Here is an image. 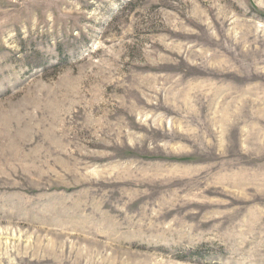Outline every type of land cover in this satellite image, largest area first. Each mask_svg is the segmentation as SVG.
<instances>
[{
	"label": "rangeland",
	"instance_id": "374dc122",
	"mask_svg": "<svg viewBox=\"0 0 264 264\" xmlns=\"http://www.w3.org/2000/svg\"><path fill=\"white\" fill-rule=\"evenodd\" d=\"M0 264H264V0H0Z\"/></svg>",
	"mask_w": 264,
	"mask_h": 264
}]
</instances>
